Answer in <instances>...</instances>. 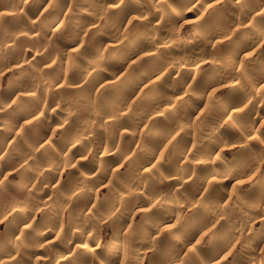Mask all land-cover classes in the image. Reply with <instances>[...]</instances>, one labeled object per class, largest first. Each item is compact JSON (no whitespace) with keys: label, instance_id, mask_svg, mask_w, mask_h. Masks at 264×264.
Listing matches in <instances>:
<instances>
[{"label":"clouds","instance_id":"9594fccd","mask_svg":"<svg viewBox=\"0 0 264 264\" xmlns=\"http://www.w3.org/2000/svg\"><path fill=\"white\" fill-rule=\"evenodd\" d=\"M0 264H264V0H0Z\"/></svg>","mask_w":264,"mask_h":264}]
</instances>
